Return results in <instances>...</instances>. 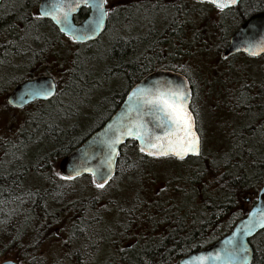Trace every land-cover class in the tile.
<instances>
[{
  "label": "trees",
  "instance_id": "obj_1",
  "mask_svg": "<svg viewBox=\"0 0 264 264\" xmlns=\"http://www.w3.org/2000/svg\"><path fill=\"white\" fill-rule=\"evenodd\" d=\"M14 6L16 7L12 8L11 11L15 14L23 11L20 8L22 5L16 4ZM260 8L264 10V0H260ZM141 14L144 16L143 19L148 21V14L143 11ZM118 15L115 18H110V29L104 34L109 33L112 26L117 24ZM15 21L21 22L22 28L14 25ZM1 27H4V29L0 30V36L6 38L7 45L2 48L4 56L0 53V64H7L12 55L17 56L22 54L20 53V47L25 45V41L27 40L32 45L26 49L32 55L28 61H34L39 57L38 53L35 52L36 45L46 44L52 47L50 45L55 44L57 46L60 38H62L61 36H63L50 21L39 18L36 20L30 18L29 21V19L14 18L13 15H9L0 18ZM44 31L48 32V34H50V31H53L55 34L52 36V40L49 41L50 43H47L48 41L46 42V39H44ZM34 32H39L40 35L34 38ZM125 32L126 35H123L125 33L119 35L117 32H110L113 34L110 39L111 43L106 58L103 61L102 59L98 60V62L103 64L102 69L98 73L94 74L90 70L83 72L79 70L70 74V80L81 84L95 78L98 74L102 75L105 80L119 79V81H126V89L122 92H118V89L108 92L107 95L112 94L110 97L117 98V100L104 121L117 109L129 88L146 73L156 68L178 70L174 65L167 63V61L164 64L161 63L159 66L153 65L156 59L158 60L157 53H153L155 51L153 47L154 44L158 46L159 34L151 30L150 32H146L144 37L139 35L134 37L129 35V32ZM228 37V35L216 31H213L209 35L206 32H199L197 35L198 42L203 48L201 51L212 52L214 50L213 52L216 53L214 55L217 56L219 53L221 59L223 58L221 51L227 44ZM98 39L91 41L90 45L87 43L89 46L85 51L86 53L90 52L94 44L99 43ZM146 39H148L149 43L145 41ZM143 40L148 46L143 47L144 51H142L143 48L140 51ZM92 59L91 55L84 57L85 63H88ZM7 74L0 67V94L4 93L7 90L6 88L18 81L10 80ZM33 75L36 74L33 73ZM62 75L65 79L67 78L65 72ZM5 78L9 79L8 82ZM258 81H261L264 85V76L263 79ZM247 84L251 85L252 81ZM67 89V86L63 87L62 93L67 92ZM96 89L93 90L96 91ZM245 92L246 99L248 98V101L253 100L250 97V92L246 89ZM59 95L57 91V94L50 100L38 101L33 104L36 107L33 109L35 111L32 113L33 116L30 119L29 129L26 132L20 130L19 133L18 149H20L21 155L12 159V161L9 160L0 164V258L7 251L20 255V259H18L20 264H59V262L66 258L69 260L68 264H94L98 251L103 246V242H105L113 252V258L109 259L106 264L173 263L181 256L201 249L228 232L236 220L245 214L251 206L250 204L255 202L257 196L256 188L264 184V138L262 140L260 138L256 139L259 131L264 134L263 110L259 114H254L255 120L251 124L253 130L256 128L254 132H252V128L249 126L243 132L245 136L242 134L238 136L241 129L233 133L237 136L231 142L233 147L236 145V140L241 146L235 153L219 162V169L216 168V165H213L212 169H203L202 174L195 172L196 177L190 178V186L195 184V182L198 183L201 178L202 181H200L203 183L204 177L210 183L205 184L202 188L200 200L197 202L198 207L195 208V215H193L190 222L186 223L183 215H179V210H185L188 214L187 211L190 209L186 211V208H180L173 201L170 204L169 201H163L160 197L156 198L152 196V200H150L145 196V192H143L142 199L136 203L140 207L137 211L140 212H135L134 209L128 210L132 211L133 213H130L134 216L129 219L130 216L124 215L123 218L125 216L126 218L123 224L120 225V234H117V232L111 231L107 227L108 224H103L102 220L86 216L85 212H87L88 206L89 209H93V205H95L93 198L88 199L89 202L81 200L83 207L75 206V209L72 208L71 204L69 205V203L65 202L66 196L71 192V188L61 180L72 182L83 178L91 181L92 177L90 175H83L81 177L65 179L58 175L57 163L62 156L79 145L89 133L104 121L99 123L92 131L78 136L77 134L80 130L75 125L65 126L55 121V116L59 115L58 108L62 104L61 102H57ZM59 116L63 118L61 115ZM259 127L261 128L259 129ZM42 141H46L48 145L46 150L38 151L36 154L38 160L35 163L31 162V155L26 149L31 144V146L35 147L37 145L38 147ZM128 149L134 150L132 152L134 155L130 156ZM247 150H250L251 153ZM241 152H248L247 157L242 159ZM148 157V155L140 151L135 140H128L120 147L115 174L104 185H110L117 176L131 178L132 173L139 167L140 171L142 170L143 172L142 166ZM197 157H187L186 159ZM45 168L51 170H49L50 176L44 184L38 182L25 185L24 181L26 177L31 176L29 173H35L32 175L37 176ZM151 201L156 208L160 204H166L167 209L173 208L171 209L173 213L169 214V216L174 217L176 220L169 223V225L176 226L174 235L167 233L164 228L154 223L153 217L147 212V207ZM53 208H56L58 212L60 211L59 214H65L61 218H66L64 224L69 229V232L67 238L64 241H60L63 247L62 253L47 258L38 252V249L42 244L53 243L58 239L52 238L53 236L47 238L45 233V231L47 232L51 229V225L57 222V218L61 216L57 214L58 212L54 213L56 211L53 212ZM71 208L74 211L72 215H70L72 211L67 212ZM82 209L85 211L79 214ZM169 216L167 215V217ZM102 225L105 226V230L101 229ZM42 230L45 231L42 233ZM210 230L212 232L209 234ZM137 233L140 234L138 237H136ZM262 239L264 241V229L250 238V243L254 247L251 264H264V251H259L257 245L259 242L261 243ZM73 242L79 243L78 246L71 247L70 244Z\"/></svg>",
  "mask_w": 264,
  "mask_h": 264
},
{
  "label": "rangeland",
  "instance_id": "obj_2",
  "mask_svg": "<svg viewBox=\"0 0 264 264\" xmlns=\"http://www.w3.org/2000/svg\"><path fill=\"white\" fill-rule=\"evenodd\" d=\"M162 1L163 3L166 2V0ZM136 3H138L137 6L140 10L137 13L134 11L133 17H130L131 10L126 6L131 4V0H110L108 6L111 10L115 7L120 8L118 22L112 26L110 32H117L119 35L125 33L123 35H126L125 31H127L129 35L134 37L138 35L144 37V34L147 31L150 32V30L148 27L146 30L145 22L142 20L144 18L141 14L142 11L148 14L147 18L156 23L157 26L154 24L155 28L152 25L150 26V28H154L155 30H160L158 28V22L161 16L168 18L171 15L168 9H164V11H160V9L152 12L153 9L148 10L141 0H136ZM204 10L205 17H212V12L208 8H201V11ZM191 20L194 23H200L202 18L194 16ZM206 24L205 20L202 25L204 26ZM205 27L207 29H200L199 32H206L207 35L213 33V24L211 21ZM110 32L101 34L98 39L99 43L94 44L88 53L85 51L90 45L89 43L86 46L85 44L78 46L65 36H61L62 38L60 40L58 38L59 43L57 46L55 44L50 45L52 47L46 44L36 45L35 52L38 53L39 57L34 61H28L32 55L26 49L32 45L27 40L25 41L26 44L20 47V53L22 54L17 56L12 55L9 59L11 62L0 64L2 65L0 67L8 73L7 77L14 81L30 73L41 74L42 72L55 78L58 83V95L60 94L57 102L62 103L58 111L59 115L63 117L61 118L59 115H56L55 121L65 126L75 125L80 130L77 135L81 136L92 131L99 123L104 121L105 117L115 106L117 98L110 97L112 94L107 95L108 92L114 89L122 92L126 89L127 83L125 80H105L100 74L93 79L87 80L83 84L77 81L74 83L73 80H70V74L72 72L90 70L96 74L102 69L103 64L98 62V60L100 61L102 59L103 61L106 58L111 43L110 39L113 35ZM49 33L44 31V39H46V42L48 41L47 43H50L49 41L52 40V36L55 35L53 31ZM39 35V32H34V38ZM165 39V42L158 43V46L154 44L153 48L155 51L153 53H157L158 60L156 59L153 65L155 66L156 64V66H159L161 63L164 64L167 61V63L174 65L177 69H183L191 77L197 92L194 109L198 118H196V128L201 137L200 156L184 160H179L172 156L162 158L149 156L142 166L143 172L142 170L140 171L139 167L132 173L131 178L117 176L110 185H104L103 188L97 187L93 179L88 181L80 178L72 182H69V180L66 182L61 180L71 188V192L66 196L65 202L69 203V205L71 204L72 208L75 209V206L83 207L81 200L89 202L88 199L93 198L95 205H93V209H89L88 206V210L85 212L86 216L93 217L92 219L102 220L103 224H108L107 227L111 231L117 232V234H120V225L123 224L126 216H130L129 219L134 216L132 214L133 212L128 210L134 209L135 212H140L137 211L140 207L136 203L142 199L143 192H145V196L150 200H152V196L156 198L160 197L163 201H169L170 204L173 201L180 208H186V211L190 209L187 211L188 214L185 210H179V215H183L185 222H190L193 215H195V208L198 207L197 202L200 200L202 188L205 184H210L206 180V177H204L203 183L201 182V178V181L199 180L201 183L198 181V183L195 182V184L190 186V178L196 177L195 172L202 174L203 169H212L213 165H216V168L219 169V162H222L232 153H235L241 146L236 140V145L233 147L231 142L237 137L233 133L241 129L238 136L240 134L245 136L243 134L244 130L249 126L251 127V124L254 123V114H259L264 110V85L261 81H258L263 79L264 76V54L258 57H250L243 53H237L228 57L229 62H227L224 60V57L222 59L220 58L219 53L215 56L214 54L216 53L213 52L214 50L212 51L213 53L210 51H201L203 48L199 42L197 48L191 50V35L189 34L183 36L182 40L189 43L187 47L188 52H183L187 51L184 49L176 50L172 36L165 35ZM145 41L149 43L148 39ZM145 41L143 40L141 42L140 51L143 47L148 46ZM144 48L142 51H144ZM179 53H181V56H178ZM88 55H91L93 59L85 63L84 57ZM225 70H227L228 80L223 75ZM63 72L67 75L66 79L62 75ZM8 78H5L7 82L9 80ZM244 79L248 80L245 81V89L250 92V97L253 98L251 101H248V98L246 99L245 91L241 92L237 90L238 84ZM250 81H252V84H247ZM66 86L70 90L67 89V92L62 93L63 87ZM95 88H97L96 91L93 90ZM92 90L93 92H91ZM5 103L4 96L0 97V140L6 139L7 141V139H11L14 136V131L17 130L20 133V130L26 132L29 129L30 119H32V113L35 111L33 109L36 106L32 105L22 110H8ZM255 129L253 130L252 128V132ZM259 138L261 140L264 138V134L261 131H259L256 139L258 140ZM39 144L40 146L38 145V147L37 145L35 147L31 146V144L26 149L31 155V162L35 163L38 160V156L36 155L38 151H45L48 146L46 141H42ZM128 150L130 156L134 155L132 153L134 150ZM247 151L251 153L250 150ZM248 152H241V158L244 159V157H247ZM49 170L51 169L45 168L37 176L32 175L35 173H29L32 177H26L24 181L25 185L38 182L44 184L50 176ZM260 187L256 188L257 192ZM244 201L246 202V200ZM72 208L67 212H71ZM147 208V212L153 217L154 223L164 228L167 233L174 235L176 226L169 225V223L175 222L176 220L174 217L169 216V214L173 213L171 210L173 208L167 209L166 204H160L156 208L152 204V201L149 202ZM52 210L54 212L56 208ZM84 211L82 209L79 214ZM64 215V213L59 214L58 221L51 225L50 230L47 232L45 230L41 231L42 233L45 231L47 238H51L52 236V238H58L53 243H45L39 247L38 252L47 258L62 253L63 247L60 241H64L69 232V229L64 224L66 218H61ZM124 215H126L125 218H123ZM101 229L105 230V226L102 225ZM210 232L212 230L208 233L210 234ZM139 235L137 233L136 237ZM262 241L263 239L261 243L259 242L257 244L258 250L261 252L264 251V241ZM78 244L73 242L70 246L77 247ZM111 258H113V252L103 242V246L100 247L94 264H106ZM3 259H15L19 261L20 255L6 251L0 258V260ZM68 262L69 260L66 258L59 262V264H68Z\"/></svg>",
  "mask_w": 264,
  "mask_h": 264
},
{
  "label": "water",
  "instance_id": "obj_3",
  "mask_svg": "<svg viewBox=\"0 0 264 264\" xmlns=\"http://www.w3.org/2000/svg\"><path fill=\"white\" fill-rule=\"evenodd\" d=\"M199 1L209 2V0ZM238 1L239 0H237V2ZM59 2L60 0H40L38 11L44 3L51 6ZM66 2L77 4V0H66ZM83 5L86 4L79 3V6L76 7L75 11L69 13L68 24L71 25L73 30L71 32L61 30L66 27L64 23H57L51 17L43 18L50 19L59 32L70 36L72 39L73 34L76 36L86 34L85 38L73 40L77 43H88L97 39L101 35L105 26L106 16L103 18V23L99 27H96V15L94 10L90 7L88 16L82 22L75 24L73 21V15ZM231 6L233 5H230L229 7ZM89 25L95 28L94 32L89 30ZM261 40H264V11L249 16L234 30L229 36L226 46L222 50V55L228 57L235 53H244L250 57H258L264 54V52H259L258 55L253 56L250 54V51H246L245 49L248 48L250 44L258 43ZM165 87H179L187 94L186 104L194 120V131L199 137V154L189 153L185 155L183 159L171 154L167 156L149 155L148 151H141V147H146V145L140 140L128 136L121 138V141L115 145V151L113 152L108 147L107 142L110 139H114L118 133H116L115 128L110 127V125H116L117 121L128 123L129 121L136 120L137 111H140L143 114V119L147 122L148 128L154 131L155 134L163 135L164 132L167 131L166 128L156 127V121L153 116L144 114L147 112V106L137 108L136 98L130 100V94L137 89L155 90ZM56 89V82L52 76L40 75L32 79H27L16 85L8 94L7 102L12 107L20 108L35 100H48L52 98L56 94ZM42 93H50V95H43ZM191 96L190 83L182 72L170 68H156L146 73L129 88L117 109L101 125L89 133L79 145L59 159L57 163L59 172L66 178L90 175L96 184H105L115 174L120 147L130 139L136 141L143 154L156 158L172 156L176 159L184 160L187 157L199 156L201 152V138L196 128L195 115L190 108ZM130 105L134 109L133 111H129ZM109 156H111L110 167L108 165ZM85 169L89 170L86 171ZM97 169L106 173V182L95 175ZM262 216H264V184H262L258 190L255 202L249 207L244 215L236 220L228 232L201 249L189 252L186 255L181 256L176 262L169 264H251L254 255V247L250 243V238L264 229V226H261L258 222ZM240 246H243L246 249V252L231 255L233 249ZM198 257H205L206 259L200 261L197 259ZM0 264L20 263L15 259H3L0 260Z\"/></svg>",
  "mask_w": 264,
  "mask_h": 264
},
{
  "label": "flooded vegetation",
  "instance_id": "obj_4",
  "mask_svg": "<svg viewBox=\"0 0 264 264\" xmlns=\"http://www.w3.org/2000/svg\"><path fill=\"white\" fill-rule=\"evenodd\" d=\"M39 2H40V0H0V18L5 17V16H9V15H13L14 18L17 17V18H24L27 20L29 19V21H30V18L34 19V20H36L37 18L45 19V20L50 21V23L59 32L57 27L52 23V21L50 19H46V18L39 16V11H38ZM141 2H143V5L146 6L148 8V10L153 9L152 12H156L157 10H160V9H161L160 11H164V9H168V11H170L171 15L168 18H166L164 16H161L159 18L158 28L160 30L154 29L155 28L154 24L156 25V23H154L149 18H148V21H145L144 19H142V20L145 22L146 30L148 27V29L150 31L153 30L154 33L159 34L158 42L160 44H161V42L166 40L165 35L172 36V41L174 42L175 49L176 50L177 49L178 50H182V49L187 50V51H183V52L189 51L187 48L189 43L182 41L183 36L188 35V34L191 35L190 48H191V50L196 49L197 44H198L197 35L199 33V30L200 29H207L205 26L210 21L213 24V30L212 31H216L218 33H223V34L230 36L234 32V30L243 21H245L249 16H251L255 13L264 11L260 8V0H239L235 5L225 8L223 11L216 8V6L212 3L205 2V1H199V0H166L165 3H163L162 0H153V1L141 0ZM109 3H110V0H107V3L105 4L107 15H106L105 26H104V29H103L101 34L105 33L108 29H110V26H109L110 18L111 17L115 18L116 15L120 14V8L115 7L113 10H111L108 6ZM16 4H18L20 6L22 5L21 7L20 6L19 7L23 10L22 12L19 11L18 14H15L13 11H11L12 8L16 7V6H14ZM137 4L138 3H136V0H131V4L129 6H126V7H128L129 10H131V16L130 17H133L134 11H135V13H137L138 10H140L138 8ZM161 5H163V6H161ZM201 8H208V10H210L212 12L211 13L212 17H205V15H204L205 10L201 11ZM89 12H90V6L89 5L81 6L78 9V11L73 15L74 23L78 24V23L82 22L88 16ZM15 15H18V16H15ZM194 16L202 18V21L200 23H194L191 20V18ZM205 20H206L207 24L203 26L202 24ZM14 25L19 26L18 28H22V23L19 21H15ZM151 25L154 28H150ZM1 29H4V27H1L0 30ZM2 32H4V31H2ZM59 33L65 37H67L73 43L80 44V45L87 44V43H77L70 36L65 35L61 32H59ZM90 42H88V43H90ZM6 45H7L6 38L4 36L3 37L0 36V53H2V48ZM12 46H14V45H12ZM223 48H222V50H223ZM179 52H181V51H179ZM221 54H222V51H221ZM235 54H237V53H235ZM235 54H233V55H235ZM233 55H231V56H233ZM2 56H4L3 53H2ZM178 56H181V53H179ZM231 56H228V57H231ZM222 57H224V56L222 55ZM228 57H224L225 58L224 60H226L227 62H229ZM177 71L182 72L187 77V79L190 83L191 93H192L190 108L193 111V113L195 115V119H196L197 113L194 109V104H195L197 92H196L194 83H193L191 77L183 69H178ZM40 75H49V74L42 73V74L33 75V73H32V74L26 75L22 78L20 77V79L18 81L14 82V84H12L10 87L6 88L7 90L4 93L0 94L1 95L0 97L4 96V99L6 101L5 106L7 107L8 110H11V109L22 110V109H25L27 107L32 106L35 102L47 101V100H35V101H33V102L23 106V107H20V108L12 107L7 102L8 94L16 85H18L19 83H21L27 79H32V78L40 76ZM223 75L226 78V80H228L227 70H225V73ZM211 77H213V76H211ZM54 80L56 82V88H57L56 94H57L58 83H57L55 78H54ZM237 90H240L241 92L245 91V79L238 84ZM239 97H240V94H239ZM50 99H48V100H50ZM13 134H14V136L11 139L10 138L7 139V141H6V139L0 140V164L5 163L6 161H9V160L12 161V159L19 157L21 155L20 149H18L19 131L16 130L13 132ZM57 169H58V166H57ZM57 173H58V175L63 177L61 175V173L59 172V170L57 171ZM63 178L70 179V178H66V177H63Z\"/></svg>",
  "mask_w": 264,
  "mask_h": 264
},
{
  "label": "snow or ice",
  "instance_id": "obj_5",
  "mask_svg": "<svg viewBox=\"0 0 264 264\" xmlns=\"http://www.w3.org/2000/svg\"><path fill=\"white\" fill-rule=\"evenodd\" d=\"M214 4L216 8L223 11L230 5L236 4L237 0H209ZM79 3L89 5L96 15V27H99L103 23V18L107 15L105 4L107 0H77V4L67 3L66 0H60L59 3H55L49 6L47 3L41 5L39 10L40 17H51L57 23H64L66 27L62 28V31H73L71 25L68 24L69 13L75 11ZM90 31H95L91 25H89ZM86 34L76 36L73 34V39L85 38ZM246 51H250V54L255 56L259 52H264V40L258 43L250 44ZM43 95H50V93H42ZM136 98L137 108H143L147 106V112L144 114L153 116L156 121V127L166 128L167 131L163 135L155 134L154 131L148 128V124L143 119V114L137 111V119L124 123L117 121L116 125H110L114 127L118 135L114 139H110L108 147L114 152L115 145L121 141L122 137L128 136L140 140L146 147H141V151H148L149 155L155 156H167L175 155L181 159L185 155L199 154V137L194 131V120L191 112L188 110L186 104L187 94L179 87L171 88H158L151 89H137L130 94V100ZM132 106H129V111H133ZM154 150V151H153ZM108 165L111 166V156L108 157ZM88 171L89 169H85ZM79 174V173H77ZM97 175L101 180H105L106 173L96 170ZM71 178V177H69ZM106 182V180H105ZM97 187L103 188L104 183L97 184ZM261 226H264V216L258 221ZM242 252H246L243 246L234 248L231 255H236ZM200 261L206 259L205 257H198ZM246 259V257H245Z\"/></svg>",
  "mask_w": 264,
  "mask_h": 264
}]
</instances>
